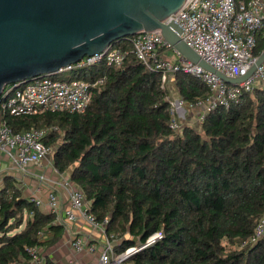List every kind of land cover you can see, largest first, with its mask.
Here are the masks:
<instances>
[{"label": "trees", "instance_id": "obj_1", "mask_svg": "<svg viewBox=\"0 0 264 264\" xmlns=\"http://www.w3.org/2000/svg\"><path fill=\"white\" fill-rule=\"evenodd\" d=\"M116 43L128 51L122 67L102 63L76 72L107 77L85 113L49 111L8 122L16 131L53 128L46 142H58L55 167L84 191L97 221L108 220L106 232L119 233L116 253L144 245L127 263L264 264V236L252 240L264 212V89L208 112L200 129L176 132L160 71L136 58L130 36ZM263 49L260 37L256 54ZM177 79L186 100L210 97L191 74ZM64 227L24 195L17 178L4 176L0 264H31L29 249L58 240ZM49 231L55 235L45 239Z\"/></svg>", "mask_w": 264, "mask_h": 264}, {"label": "built area", "instance_id": "obj_2", "mask_svg": "<svg viewBox=\"0 0 264 264\" xmlns=\"http://www.w3.org/2000/svg\"><path fill=\"white\" fill-rule=\"evenodd\" d=\"M175 20L183 28L182 38L210 66L225 75L236 78L247 74L260 54H256L259 38H264V0H187L185 5L166 21ZM132 51L136 58L149 69L160 71L161 86L167 89L170 75L185 72L198 78L209 90L207 100L190 102L184 97H169V111L172 115L171 128L181 132L184 124L178 117L179 112L195 106L205 107L200 115V122L206 114L219 107L230 108L238 103L246 92L256 88L264 89V62L245 81L238 84L225 82L217 73L193 63L180 55L165 39L160 31H145L130 36ZM179 55L174 61L170 59L169 51ZM108 52L84 56L81 60L62 67L52 74L35 77L14 88L13 84L5 87L0 95V173L28 176L36 179L39 185L31 200L41 208L47 205L50 212L56 215V220L70 226L79 216L85 219L93 228L107 234L108 220L98 222L89 212L84 191L71 178H65L66 172L53 170L59 174L62 185L66 188L69 207L64 211L63 198L57 187V182L49 180L42 174L31 171L32 167H42L49 162L51 146L47 144L48 135L53 128H32L29 130H14L8 122V117H25L43 114L49 111H68L85 113L92 104L96 90L107 82L102 76L94 80L76 76L80 69L106 63L108 66L122 67L128 51L121 44L114 43L108 47ZM169 55V56H168ZM11 172V173H10ZM46 186L45 196L41 195L42 185ZM264 236V212L258 221L252 240ZM160 234L149 238L147 244L155 241ZM71 242L74 250H84L94 253L99 249L96 243H91L83 235L72 233ZM146 244V245H147ZM145 245V246H146ZM144 247H130L117 254L115 242L106 235V241L100 246L98 264H129L125 257ZM133 249L129 253V249ZM31 264H45L43 250L39 246L29 249Z\"/></svg>", "mask_w": 264, "mask_h": 264}, {"label": "water", "instance_id": "obj_3", "mask_svg": "<svg viewBox=\"0 0 264 264\" xmlns=\"http://www.w3.org/2000/svg\"><path fill=\"white\" fill-rule=\"evenodd\" d=\"M186 2L0 0V95L9 84L16 88L84 56L107 53L118 40L145 31H160L180 55L227 83L248 79L264 62V51L243 76L232 78L216 70L182 38L183 28L177 21H166Z\"/></svg>", "mask_w": 264, "mask_h": 264}, {"label": "crops", "instance_id": "obj_4", "mask_svg": "<svg viewBox=\"0 0 264 264\" xmlns=\"http://www.w3.org/2000/svg\"><path fill=\"white\" fill-rule=\"evenodd\" d=\"M183 112L184 111L181 110L180 113ZM36 168L41 170L40 173L46 175L49 180L57 182V187L63 198V209L64 211L68 209L69 195L66 188L62 185V177L59 175L56 176L53 173V167L48 164V161H45L42 167H32L31 171L35 174H37L35 172ZM64 175L65 178H71L68 172ZM17 180L18 182H21V185L26 186L28 189L33 190V193H36V188L39 185V182L36 179L28 176H19V179ZM71 182H73L72 179ZM40 193L43 196L46 194V186L44 184L42 185V190ZM41 210L44 212H50V209L47 205L42 206ZM71 231L72 233L83 235L91 243H96L99 246V249L94 253H90L86 250L77 252L72 246ZM57 234L59 235L58 240L51 244L41 246L45 262H47V260H51L55 264H98L100 246L106 241V235H109L108 233L105 234L100 229L93 228L85 219L80 216L75 222L72 223L70 226V231L66 229L65 226L61 230H57ZM54 235L55 233L53 231H49L45 234V239H51Z\"/></svg>", "mask_w": 264, "mask_h": 264}, {"label": "rangeland", "instance_id": "obj_5", "mask_svg": "<svg viewBox=\"0 0 264 264\" xmlns=\"http://www.w3.org/2000/svg\"><path fill=\"white\" fill-rule=\"evenodd\" d=\"M169 55L168 56L173 61L179 57V55L174 51V49L169 51ZM166 84H167V90H168L169 95L171 97L178 98V97L182 96L179 92L177 74L170 75V78ZM205 109L206 108L203 106H195L194 108H191V109L188 108L186 111L184 110L183 113L179 112L178 117L181 119V121L183 122V124L185 126L190 125V126L196 127L197 129H200V126H201L200 115L202 114V112L205 111ZM57 143L58 142L53 143L51 145V153H50L49 158H48L49 159L48 164L51 165L53 167V169L55 167L53 157H54V152H55L56 147H57ZM35 172L38 175H42L40 173L41 170H39L37 168H36ZM53 173L56 176L59 175L57 172H55V170L53 171ZM17 174H18L17 172L13 171V175L17 176ZM66 174H67V172H66ZM5 175H6V172L0 173V186L3 184V179H4ZM18 185L22 189L24 195L31 198V195L33 194V190L28 189L26 186L21 185V182H18ZM109 236L115 243L120 242L119 233L113 232V233L109 234ZM233 246H234V248H239V249L242 248L238 244H235ZM129 264H132V263H129Z\"/></svg>", "mask_w": 264, "mask_h": 264}, {"label": "bare ground", "instance_id": "obj_6", "mask_svg": "<svg viewBox=\"0 0 264 264\" xmlns=\"http://www.w3.org/2000/svg\"><path fill=\"white\" fill-rule=\"evenodd\" d=\"M128 252H129V253H132V252H133V249H132V248H131V249H129V250H128Z\"/></svg>", "mask_w": 264, "mask_h": 264}]
</instances>
